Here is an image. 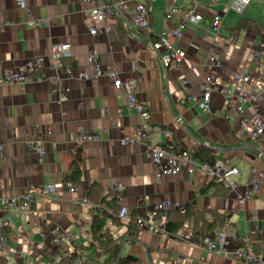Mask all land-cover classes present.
Wrapping results in <instances>:
<instances>
[{"label": "crops", "instance_id": "obj_1", "mask_svg": "<svg viewBox=\"0 0 264 264\" xmlns=\"http://www.w3.org/2000/svg\"><path fill=\"white\" fill-rule=\"evenodd\" d=\"M108 1L112 5L125 1L126 9L102 22L89 14L91 3L85 0H30L27 9L14 0H0V76L5 68L36 56L47 59L46 65L31 72L33 80L0 84V217L6 215L5 199L21 196L31 186H56L54 193H35L31 205L13 215L2 264H60L71 254L81 264H101L106 256L91 246L90 234L82 230H90L92 221V206L81 204L84 193L111 215L107 226L115 238L121 237V256L133 255L142 264H188L190 260L248 264L234 253L240 239H248L258 264H264V176L260 177L264 175V138L250 141L246 136L247 127L255 123V110L247 102L243 114L234 111L228 105L229 94L220 93L213 95L211 112L200 106V85L207 76L232 93L258 90L264 97V0L251 1L241 14L250 22L238 31L232 29L230 14L237 13L231 8L232 0H197L203 18L189 23L179 39L171 33L174 24L168 22L166 12L174 5L187 9L193 0ZM254 1L261 7H251ZM138 2H147L150 8L148 29L132 21L129 7ZM217 15L223 21L218 34L212 30ZM92 28L98 33L91 34ZM162 34L183 52L177 70L164 67L166 48L152 47ZM63 42L72 48V55L63 59L64 67L73 68L76 76L58 80L65 68L60 72L49 68V55L52 44ZM91 53L98 55L103 70L116 69L122 81L133 75L137 64L136 96L150 112L146 120L128 105L124 89L108 75L95 80L77 77L78 72L95 73ZM214 53L217 63L210 62ZM245 68L249 78L235 79L233 73ZM182 78L189 81L188 90ZM138 126L151 134L147 144H121L122 137L136 135ZM165 130L172 134L166 135ZM83 132L102 139L78 146L76 140ZM37 139L45 150L43 156L26 145ZM157 144L196 153L195 159L201 162L221 159L227 166H236L235 190L211 184L199 171L192 176L163 175L159 180L148 155L149 147ZM74 161L82 169V178L76 190H69L64 186ZM254 178L259 186L253 198L240 203L238 194ZM115 182L120 190L108 194ZM105 197L116 198L117 212L103 202ZM166 200L201 208L206 221L215 213L227 217L238 237L231 241L229 254H216L200 244L202 238L192 233V217L180 231L164 235L139 229L137 223L131 230L132 219L118 216L123 206L132 217L147 216ZM220 229L213 228L207 236Z\"/></svg>", "mask_w": 264, "mask_h": 264}, {"label": "built area", "instance_id": "obj_2", "mask_svg": "<svg viewBox=\"0 0 264 264\" xmlns=\"http://www.w3.org/2000/svg\"><path fill=\"white\" fill-rule=\"evenodd\" d=\"M18 6L22 9L28 8V3L30 0H14ZM91 3V8L89 9V14L99 21L104 22L108 16H113L115 13L122 12L126 9L125 1H120L116 5H112L108 0H85ZM154 1V0H149ZM211 3H216L219 0H210ZM252 0H232L231 8L239 14H243L246 8L250 5ZM197 0H193L190 7L187 9H179L176 5L167 10V20L172 26V35L175 38H181L183 30L189 23L200 21L203 16L201 8L197 5ZM132 10V21L140 29H148L150 27V8L147 2H138L137 4L129 7ZM222 17L217 15L214 17L212 23V30L215 33H219L222 28ZM7 23L6 25H9ZM36 24V23H35ZM108 30V29H106ZM91 34L95 35L98 33L97 28L91 29ZM152 47L155 50H160L166 48L167 52L162 54V63L164 67L172 68L174 70L178 69V61L181 60L183 52L179 48H175L171 43L167 35H159L156 42L153 43ZM72 55L71 44L67 42L52 44L50 50V61L48 67L60 72V69L65 68L64 75L57 77L58 80L64 78H72L75 75L73 68L64 67L63 59ZM45 56H36L34 59H29L20 66L14 68H5L0 76V84H24L33 80L31 72L36 70L42 65H46ZM217 54H213L210 57L211 63H217ZM90 62L95 67V73L92 76L85 74L84 72H78L77 77L80 79L90 78L92 80L97 79L99 76L106 74L108 75L113 83L124 89L127 95V103L131 108L138 111L140 116L146 120L150 116V112L147 107L140 103L136 96L137 89V72L138 66L134 64L133 75L122 81L119 78V74L116 69L110 68L108 70H103L100 67L99 57L96 53L90 54ZM234 78L237 80H247L249 78V69L245 68L241 72H234ZM182 83L188 90L189 81L186 78H182ZM201 90V108L206 112L212 111V100L214 93H220L225 97L229 94L228 105L229 108L237 111L241 114L244 113V104L249 102L255 110V123L252 126L247 127L246 136L250 141H257L264 138V110H262L261 105L264 102V97L261 91H235L232 93L230 88L222 87L217 85V83L212 79L211 76L203 78L200 85ZM67 99L63 97L59 100L61 101ZM9 127V126H8ZM166 135H171L172 131L165 130ZM151 134L146 131L142 126H138L135 136H124L119 141L121 144H142L146 145L150 139ZM102 138L99 134H87L81 133L77 138L76 142L78 146L85 144L88 141H100ZM26 145L38 151V153L43 156L45 150L41 146V140L37 139L35 141H27ZM1 150V147H0ZM148 155L152 158L155 166L158 169L157 178L160 180L163 175H175L179 173H186L189 176L194 175L197 171L205 174L208 179L214 180L216 182H224L231 190H235L236 182L234 178L239 175V169L236 166H227L223 160L217 159L213 164L209 162H201L193 158L190 151L176 152L164 145H153L148 149ZM253 173L257 172L255 167H252ZM263 173H260L262 179ZM259 186V180L254 178L249 188H246L243 193H239L237 198L240 203L244 204L249 199L253 198L255 190ZM65 189L76 190L77 188L70 182H66ZM56 186L54 184L38 187L31 186L30 190L21 195L7 198L4 201L3 212L6 213L5 216L0 217V264H2L3 251L5 249V244L8 236L10 235V230L13 227V215L20 214L24 209L28 208L34 198L35 193L48 195L54 193ZM120 190V185L118 182L111 184L108 188V194H116ZM81 204L87 206H96L94 201L89 197L81 198ZM175 208H182L178 203H171L166 200L158 205H156L147 216H138L136 223L139 229L151 230L153 232H159L164 235H170L171 233L166 229L165 220L168 211ZM118 216L123 220H131L132 212L128 207H121ZM161 219L160 223L157 220ZM82 230L90 234V230L82 227ZM237 234L235 227L230 223L229 220L221 227V229L214 234L213 237L205 236L201 239L200 244H204L205 248L209 251L214 252L219 255L227 256L230 252V244L233 239H236ZM240 246L234 251V253L248 264H258L259 258L253 253V244L248 239H240ZM59 242L58 239L55 240ZM72 264H81L77 258H74ZM188 264H206L200 260H190Z\"/></svg>", "mask_w": 264, "mask_h": 264}, {"label": "trees", "instance_id": "obj_3", "mask_svg": "<svg viewBox=\"0 0 264 264\" xmlns=\"http://www.w3.org/2000/svg\"><path fill=\"white\" fill-rule=\"evenodd\" d=\"M250 19L246 16H243L239 22L232 27L234 31L241 30ZM204 150L200 151L198 156L201 155ZM196 153L192 156L195 158ZM212 159V157H211ZM216 160H212L210 163H214ZM205 175V174H204ZM206 176V175H205ZM82 178V169L77 161L71 163L70 171L67 176V180L70 181L74 186L81 181ZM206 179L208 177L206 176ZM211 184L216 185H224L228 188V186L224 182H216L214 180H209ZM87 195L84 193L83 196ZM104 203H107L108 207H110L114 212H117L119 206L116 204L115 197H105L103 200ZM182 208H175L168 211L165 220L166 229L170 233H176L180 231L188 218H193L192 224V233L197 237H205L207 236L213 228L222 227L227 221V217L223 214L215 213V217L212 220L206 221L205 217H203L204 212H202L198 207H194L193 205H182ZM196 209V211H195ZM92 213V221L90 227V238H91V246L97 248L105 257L101 264H115L117 260L120 258L119 264H142L139 259L133 255L121 256V237L115 238L111 231L109 230L107 223L111 218L107 210H104L99 205L91 207ZM113 220L116 218L112 217ZM136 219L134 216L131 220L130 229H135ZM134 223V224H133ZM128 233V232H127ZM76 253V252H75ZM254 253V246H253ZM255 255V253H254ZM76 254H71L63 258L60 264H72L74 258H76ZM256 256V255H255Z\"/></svg>", "mask_w": 264, "mask_h": 264}, {"label": "rangeland", "instance_id": "obj_4", "mask_svg": "<svg viewBox=\"0 0 264 264\" xmlns=\"http://www.w3.org/2000/svg\"><path fill=\"white\" fill-rule=\"evenodd\" d=\"M255 3V1L252 3V5H251V7H261V5L259 4V2L258 3H256V5H253ZM250 7V8H251ZM238 13H233V14H230L231 15V21H232V24L233 25H236L238 22H239V20L243 17V16H241V14H239V15H237ZM243 15V14H242ZM232 25V26H233ZM252 91V90H251ZM256 91H258V90H256ZM156 233H159V232H156Z\"/></svg>", "mask_w": 264, "mask_h": 264}, {"label": "water", "instance_id": "obj_5", "mask_svg": "<svg viewBox=\"0 0 264 264\" xmlns=\"http://www.w3.org/2000/svg\"><path fill=\"white\" fill-rule=\"evenodd\" d=\"M254 151H256V149ZM120 257H121V255H120ZM119 262H120V258L117 260L116 264H119Z\"/></svg>", "mask_w": 264, "mask_h": 264}]
</instances>
